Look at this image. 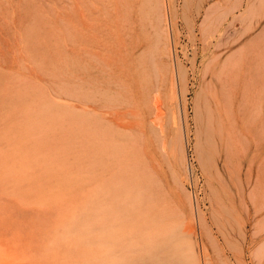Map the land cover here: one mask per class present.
Wrapping results in <instances>:
<instances>
[{"label": "rangeland", "instance_id": "obj_1", "mask_svg": "<svg viewBox=\"0 0 264 264\" xmlns=\"http://www.w3.org/2000/svg\"><path fill=\"white\" fill-rule=\"evenodd\" d=\"M173 1L170 48L186 71L176 98L152 67L166 56L150 0H0V264H112L113 213L140 228L148 196L200 253L185 191L215 238L204 237L210 264H264V0L226 17L239 36L226 46L200 29L219 0L200 13L193 0L191 25ZM249 44L239 78L205 71ZM143 56L146 80L132 67ZM180 125L192 183L172 153Z\"/></svg>", "mask_w": 264, "mask_h": 264}, {"label": "bare ground", "instance_id": "obj_2", "mask_svg": "<svg viewBox=\"0 0 264 264\" xmlns=\"http://www.w3.org/2000/svg\"><path fill=\"white\" fill-rule=\"evenodd\" d=\"M204 1L205 0H198L196 2L194 9L197 11V13L201 12ZM224 1L225 0H219L209 5L205 9L203 18L200 22V29L205 40L216 37L219 34L217 36L218 46H226L232 44L239 38L238 34L235 35V33L233 32L230 35L228 34L226 36V33H228V31L226 32V28L225 30H222V24L224 25V23L222 22L230 14H235L236 10L240 9L243 0H227L226 4H224ZM151 2V7L155 10L157 21V24L153 25V27L158 36L160 45L159 47L160 49L162 47L163 55L166 56V60L161 62L159 60H161L162 58H159V53H157V57L159 58V60L157 59L158 61L152 62V67L154 65V71L156 76L158 77V82L159 77L161 76L166 81L167 79L169 80V78L171 79V95L176 98L178 95L176 93L177 85L180 84V81L186 79V71L184 67H182V65H180L178 61H176L175 54L171 52V42H169V38H171L170 33L172 34L171 21L177 16V8L173 0H150V3ZM192 2L193 0H185L182 7V14L189 25H191L193 22L191 16V14L193 15L194 10ZM240 16L241 14L234 16V20H238ZM232 24L233 23H230L229 25L232 26ZM253 28H255V25L246 28L245 32L248 33L253 30ZM241 35H243V33ZM171 40L173 42V39ZM252 45L255 46V44H249L248 46L235 51V53L233 52L232 54H230L231 56L229 55L228 58L225 59L222 63L220 62V60H214L215 56L213 57V59L210 58L212 60L207 61V65L205 64V71L211 70L213 66L216 65L217 67L218 65L220 68L218 73L215 75V79L217 78L220 81H228L236 79L237 77L239 78L240 73L242 72V67L245 64V61L248 60L246 57L248 54L246 53H248V48H251ZM153 48H155L156 51L159 50L157 44H155L152 49ZM133 61L134 62L132 67L134 69V72L139 70L140 74L142 75L141 77L145 78V80L148 79V75L149 73H151V57L143 56L142 58H139V61L137 62L138 65L136 64V60ZM173 63L175 68L174 71L177 74L176 79L173 74ZM161 84H164L163 81ZM183 91L184 88H182V92ZM182 92L180 88V100V97H182ZM215 93L217 94L218 92L215 91ZM215 93L214 95L216 96ZM177 109L180 110L179 103L177 105ZM182 112H184V110H182ZM175 118L176 116L174 117V119ZM163 129H161V131ZM178 129V133L175 135L176 137L172 144V153L176 156V160L178 162L177 164L181 167L182 170L179 176L191 182L193 180L194 173L192 165L189 162L188 150L190 139L186 130L182 128L181 125L178 127ZM177 181L179 183V177H177ZM180 184L182 185V183ZM185 192L190 215L192 217H196L201 229L200 232L202 234V240H199L201 254L197 250V242L192 241L189 237V232L187 233L186 238H183L180 241H176L179 236H176V231L167 224V216L165 212H163V208H160L157 203H153L154 201H151L152 197L148 196V204L145 214L143 215V223L140 228H136V226L134 225H130L129 227L126 225H121L124 220H122L123 213L120 208H117L113 213L114 217L112 223V239L111 241H109L110 250L108 253L110 254V257H112L110 258L112 264H129L133 259L136 258V254L138 256L136 258L138 260L137 264H210L209 252L204 241V237L209 239L211 241V244L212 242L215 244V238L213 237L212 231L208 227L204 214L199 208V204L197 202L198 200L192 196L191 191ZM128 211L130 212V209H128ZM128 211L126 213V217L129 216ZM192 220L193 219H191V221ZM185 229L186 231H188V227H186Z\"/></svg>", "mask_w": 264, "mask_h": 264}]
</instances>
